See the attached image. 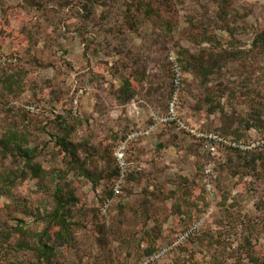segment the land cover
<instances>
[{"label":"rangeland","instance_id":"obj_1","mask_svg":"<svg viewBox=\"0 0 264 264\" xmlns=\"http://www.w3.org/2000/svg\"><path fill=\"white\" fill-rule=\"evenodd\" d=\"M14 54L0 264H264V150L225 148L208 178L203 145L163 120L178 89L176 117L264 139V0H0Z\"/></svg>","mask_w":264,"mask_h":264},{"label":"built area","instance_id":"obj_2","mask_svg":"<svg viewBox=\"0 0 264 264\" xmlns=\"http://www.w3.org/2000/svg\"><path fill=\"white\" fill-rule=\"evenodd\" d=\"M17 62L16 57H8L5 55H0V65H5L6 63ZM181 70L178 65L174 66V85L178 88L181 85ZM178 96V89H176L173 99L170 105L171 111L169 112V116L163 119L169 123H173L178 133H183L193 138L197 142L203 145V149L205 153L209 156L210 160L205 167L204 173L206 177H210L214 168L217 165V159L220 157L223 149H230L234 151H240L242 153H247L250 151L264 150V139L262 141H251L246 142L243 140H238L232 137H226L216 131H208L202 129V127L190 124L188 122L183 121L179 117L174 115L175 110L174 107L176 105V100ZM162 119L155 117L154 124L161 122ZM152 130V129H150ZM150 131H148L149 133ZM143 131H137L131 133L129 137H126L121 144L117 147L115 151L116 161L119 167V176L118 182L116 183L114 190L115 192H120L122 188V184L124 181V177L127 176L129 171L130 163L127 160L126 151L128 149V143L132 141V139L137 136L143 135ZM208 189H211V184H207ZM155 257H147L141 261L139 264H148Z\"/></svg>","mask_w":264,"mask_h":264},{"label":"trees","instance_id":"obj_3","mask_svg":"<svg viewBox=\"0 0 264 264\" xmlns=\"http://www.w3.org/2000/svg\"><path fill=\"white\" fill-rule=\"evenodd\" d=\"M8 57H16L17 58V62H11V63H6L5 65H0V70L1 69H4V68H6V67H8V66H14V65H16L18 62H19V57L17 56V54H14L13 56H8ZM202 129H204V130H207V129H205V128H202ZM227 136V135H226ZM238 140H239V138H237ZM250 152H247V153H243V154H249ZM209 157V156H208ZM209 160H210V158H209Z\"/></svg>","mask_w":264,"mask_h":264}]
</instances>
